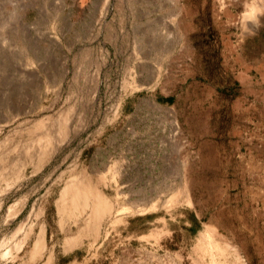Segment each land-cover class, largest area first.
<instances>
[{
    "label": "rangeland",
    "instance_id": "obj_1",
    "mask_svg": "<svg viewBox=\"0 0 264 264\" xmlns=\"http://www.w3.org/2000/svg\"><path fill=\"white\" fill-rule=\"evenodd\" d=\"M1 2L0 264H264V0Z\"/></svg>",
    "mask_w": 264,
    "mask_h": 264
},
{
    "label": "bare ground",
    "instance_id": "obj_2",
    "mask_svg": "<svg viewBox=\"0 0 264 264\" xmlns=\"http://www.w3.org/2000/svg\"><path fill=\"white\" fill-rule=\"evenodd\" d=\"M2 8H3V4L0 0V19H2L3 17ZM0 34L2 35V33ZM2 46H3V42H1L0 44V58H2L3 55ZM2 62L3 60L1 61V64ZM0 83L1 84L3 83L2 79ZM3 94L4 93L2 92L1 97L5 96ZM175 124H177L176 121ZM46 141H48L49 144L50 142L49 137H46ZM76 180L77 179L74 178L66 183V185L61 191L60 197L57 200L58 206L61 211H64L67 210L66 208H68L69 205L71 210H69L68 212L69 213L71 212L72 214H74L77 211L83 212L85 209L89 208L90 215L83 230L87 235H92V234L97 235L102 218L106 215L107 212H111L113 206L109 204L108 199L102 194H100L96 190V188L91 185L89 181H87L86 179H80L77 182ZM40 242H41V238H39L36 241V244L34 245L35 249H37L38 246L41 245Z\"/></svg>",
    "mask_w": 264,
    "mask_h": 264
}]
</instances>
